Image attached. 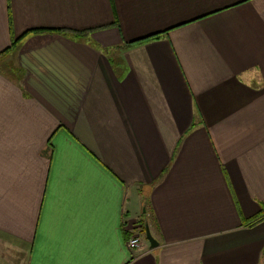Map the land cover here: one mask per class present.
I'll return each mask as SVG.
<instances>
[{"label":"crops","instance_id":"0c3cea01","mask_svg":"<svg viewBox=\"0 0 264 264\" xmlns=\"http://www.w3.org/2000/svg\"><path fill=\"white\" fill-rule=\"evenodd\" d=\"M10 53L0 264H264V0H0Z\"/></svg>","mask_w":264,"mask_h":264},{"label":"trees","instance_id":"16d2710c","mask_svg":"<svg viewBox=\"0 0 264 264\" xmlns=\"http://www.w3.org/2000/svg\"><path fill=\"white\" fill-rule=\"evenodd\" d=\"M30 31H40V32H43V31H57V30H54V29H45V28H37V29L29 30V31L23 33L20 37L12 39L11 45H10L7 49H5L3 53L8 52V51H10V50L13 49V48H16V47L19 45L21 39H22L24 36H26V34L29 33ZM58 31H59V30H58ZM60 31H64V30H60ZM82 33H83V32H78L77 35H78V36H81ZM159 35H160V34H154V35H151V36H148V37H145V38L138 39V40H136V41H134V42H131L130 45L135 44V43H141V42L146 41V40H148V39H152V38H154V37H158ZM262 218H264L263 215H257V216H255V217L251 218V219L249 220L250 225H254L256 222H258V221L261 220Z\"/></svg>","mask_w":264,"mask_h":264},{"label":"rangeland","instance_id":"374dc122","mask_svg":"<svg viewBox=\"0 0 264 264\" xmlns=\"http://www.w3.org/2000/svg\"><path fill=\"white\" fill-rule=\"evenodd\" d=\"M108 52L110 53V50ZM0 71L4 72L6 75L13 78L14 80L17 78V75L20 74V71L16 68L14 53H10L1 58ZM142 234H145L144 229H142Z\"/></svg>","mask_w":264,"mask_h":264},{"label":"water","instance_id":"95a60500","mask_svg":"<svg viewBox=\"0 0 264 264\" xmlns=\"http://www.w3.org/2000/svg\"><path fill=\"white\" fill-rule=\"evenodd\" d=\"M145 229H146V239L150 242L151 247L153 248V247L158 246L159 242L153 237V235L149 229L148 223H146Z\"/></svg>","mask_w":264,"mask_h":264},{"label":"built area","instance_id":"2783aa9c","mask_svg":"<svg viewBox=\"0 0 264 264\" xmlns=\"http://www.w3.org/2000/svg\"><path fill=\"white\" fill-rule=\"evenodd\" d=\"M129 245L132 248H138L141 245V240L139 237H134L133 239L130 240Z\"/></svg>","mask_w":264,"mask_h":264}]
</instances>
